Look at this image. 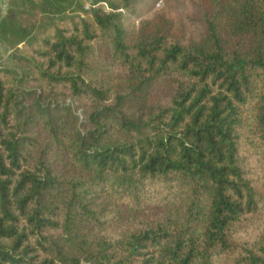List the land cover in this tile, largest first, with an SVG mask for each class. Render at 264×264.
Instances as JSON below:
<instances>
[{"label":"trees","instance_id":"trees-1","mask_svg":"<svg viewBox=\"0 0 264 264\" xmlns=\"http://www.w3.org/2000/svg\"><path fill=\"white\" fill-rule=\"evenodd\" d=\"M141 1L10 0L0 264H264V0Z\"/></svg>","mask_w":264,"mask_h":264},{"label":"rangeland","instance_id":"rangeland-1","mask_svg":"<svg viewBox=\"0 0 264 264\" xmlns=\"http://www.w3.org/2000/svg\"><path fill=\"white\" fill-rule=\"evenodd\" d=\"M208 7V0H142L133 15L127 13L125 24L137 29L142 23L163 20L177 37L199 41L205 34ZM11 65V51L0 41V67ZM257 224H264V218L259 217Z\"/></svg>","mask_w":264,"mask_h":264},{"label":"built area","instance_id":"built-area-1","mask_svg":"<svg viewBox=\"0 0 264 264\" xmlns=\"http://www.w3.org/2000/svg\"><path fill=\"white\" fill-rule=\"evenodd\" d=\"M80 1L83 3L85 9H89V7L92 4L91 0H83L84 2L82 0ZM9 7H10V0H0V19L6 15ZM105 10L109 11L106 6H105Z\"/></svg>","mask_w":264,"mask_h":264}]
</instances>
